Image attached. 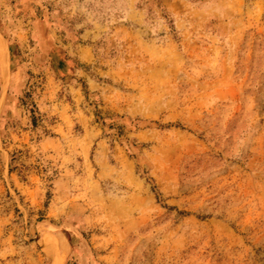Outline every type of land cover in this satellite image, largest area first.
Listing matches in <instances>:
<instances>
[{"label": "rangeland", "instance_id": "rangeland-1", "mask_svg": "<svg viewBox=\"0 0 264 264\" xmlns=\"http://www.w3.org/2000/svg\"><path fill=\"white\" fill-rule=\"evenodd\" d=\"M0 264H264V0H0Z\"/></svg>", "mask_w": 264, "mask_h": 264}, {"label": "bare ground", "instance_id": "bare-ground-1", "mask_svg": "<svg viewBox=\"0 0 264 264\" xmlns=\"http://www.w3.org/2000/svg\"><path fill=\"white\" fill-rule=\"evenodd\" d=\"M0 48L4 52H8V46H7L6 42L2 39L1 35H0Z\"/></svg>", "mask_w": 264, "mask_h": 264}]
</instances>
